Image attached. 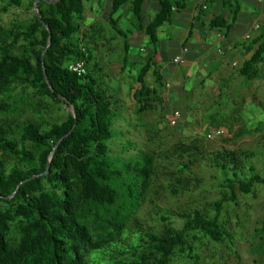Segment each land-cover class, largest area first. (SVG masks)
<instances>
[{
  "label": "trees",
  "instance_id": "trees-1",
  "mask_svg": "<svg viewBox=\"0 0 264 264\" xmlns=\"http://www.w3.org/2000/svg\"><path fill=\"white\" fill-rule=\"evenodd\" d=\"M37 1L0 0V14L25 6L33 13L28 27L20 21L7 27L0 21V112L13 113L8 100L27 90L41 101L42 111L56 105L69 112L65 120L47 128L31 122L16 128L0 123V264H172L178 254L200 264L191 239L217 243L231 239L220 226L223 210L237 203V186L249 196L255 184L264 186V177L256 174L245 154L227 149L211 154V168L225 176L223 193L213 204L214 214L193 212L183 217L180 228L173 223L174 217H163L165 231L146 233L142 245L127 244L123 236L146 201L157 159L149 152L123 162L112 157L114 128L123 113L102 71L97 65L98 70L91 69L95 46L105 32L101 24L84 30L78 24L84 21L85 3L97 0H40V17ZM144 1L112 3L109 25L125 39V65L131 63V45L115 14L130 5L135 17L132 25L157 45L159 28L171 20L174 9L184 11L189 3L161 0L160 12L145 27ZM238 14L236 10L234 19ZM224 22L218 17L212 25L230 30ZM262 54L257 52L245 64L241 71L245 79L258 77ZM78 62L86 63L83 76L70 70ZM154 65V58L147 59L137 78L141 84L134 94L138 116L157 106L165 112L170 109L165 78L153 70ZM149 73L154 77L152 86L146 81ZM181 126H185L182 120L176 127ZM245 167L252 173L249 180L243 175ZM187 170L184 165L182 171ZM93 211L102 231L96 236L84 223ZM259 233L264 234V224ZM262 242L258 251L264 254V238Z\"/></svg>",
  "mask_w": 264,
  "mask_h": 264
},
{
  "label": "rangeland",
  "instance_id": "rangeland-1",
  "mask_svg": "<svg viewBox=\"0 0 264 264\" xmlns=\"http://www.w3.org/2000/svg\"><path fill=\"white\" fill-rule=\"evenodd\" d=\"M85 6L87 8L89 4L85 3ZM0 21L7 27L16 21L28 27L33 23V13L25 6L13 9L6 15L0 14ZM78 24L84 30L85 22ZM129 26L131 25L124 21L119 28L125 32ZM103 29L105 35L100 45L95 46L96 58L91 69L102 71L101 75L117 102L116 107L123 113V120L114 128L116 138L111 142L112 157L123 162L149 152L157 159L152 187L146 201L128 223L123 236L127 244L142 245L146 233L165 231L167 223L162 220L163 217H174L173 223L180 228L184 222L183 217L193 212L214 214L213 204L223 193L225 176L211 168V154L224 149L245 154L251 158L249 163L256 168V174L264 177V141L254 136L224 135V125L211 132L216 127L210 124L213 121L210 117L221 114L218 113L220 111L212 110L217 107L215 99L196 95L180 99L169 93V86H166L165 94L168 98H176L174 102L169 101V110L165 112L162 106H157L153 112L138 116L134 94L141 88L137 78L145 63L143 61L147 59L144 56L146 53L139 48H131V63L125 65V39L107 23L103 24ZM146 81L152 86L154 77L151 73ZM39 102L41 101L29 90L12 96L8 105L14 112L9 115L0 112V123L7 122L16 128L31 122L47 128L49 124L66 119L69 109L61 110L52 105L50 110L42 111ZM177 111L185 126L170 125V117ZM184 165L189 170L183 172ZM251 174L245 167L244 178L249 180ZM178 189H181L180 193H177ZM236 193L237 203L228 204L220 219L221 228L231 239L220 243L202 238L194 242L191 239L200 264H264V254L258 251L264 238V234L259 233L264 224V186L255 184L254 191L249 196H245L237 186ZM84 223L93 235L102 232L94 211L87 213ZM172 264L194 263L178 254Z\"/></svg>",
  "mask_w": 264,
  "mask_h": 264
},
{
  "label": "crops",
  "instance_id": "crops-1",
  "mask_svg": "<svg viewBox=\"0 0 264 264\" xmlns=\"http://www.w3.org/2000/svg\"><path fill=\"white\" fill-rule=\"evenodd\" d=\"M112 3L97 0L87 8L84 5V29L109 24ZM160 10L161 0L144 1L145 27ZM236 10L239 14L234 19ZM218 17L224 18L230 30L213 27ZM114 19L119 27L124 21L131 25L125 31L131 48L145 52L147 59L154 58L153 70L164 76L170 94L180 99L192 95L215 99L217 107L212 110L221 114L210 117L216 120L210 121L216 127L211 132L224 125V135L254 136L264 141V0H189L187 9H174L171 20L159 28L157 45L132 25L135 17L130 5ZM257 52H263V62L257 68L258 77L249 81L241 71ZM177 57L182 58L181 64L174 63ZM165 97L168 102L176 99Z\"/></svg>",
  "mask_w": 264,
  "mask_h": 264
},
{
  "label": "built area",
  "instance_id": "built-area-1",
  "mask_svg": "<svg viewBox=\"0 0 264 264\" xmlns=\"http://www.w3.org/2000/svg\"><path fill=\"white\" fill-rule=\"evenodd\" d=\"M260 1L262 2L263 0H260ZM182 61H183L182 58L177 57V58L174 60V63H175V64H181ZM70 70H71L72 72L78 74L79 76H83V75H85L86 72H87V69H86V63H85V62H78V63H76V64H74V65H71V66H70ZM181 118H182V116H181V114H180L179 111L174 112V113L171 115L170 120H169L170 125H171L172 127H176V126H178L179 123H180V121H181Z\"/></svg>",
  "mask_w": 264,
  "mask_h": 264
},
{
  "label": "water",
  "instance_id": "water-1",
  "mask_svg": "<svg viewBox=\"0 0 264 264\" xmlns=\"http://www.w3.org/2000/svg\"><path fill=\"white\" fill-rule=\"evenodd\" d=\"M40 0H38L37 2H36V4H35V9H36V12H37V14H38V16L40 17V15H39V12H38V2H39ZM45 74H46V72H45ZM46 78H47V81H48V83H49V85H50V87L52 88V85H51V83H50V81H49V78H48V76L46 75ZM48 169H49V167H48ZM47 175L49 174V172L47 171V173H46Z\"/></svg>",
  "mask_w": 264,
  "mask_h": 264
}]
</instances>
